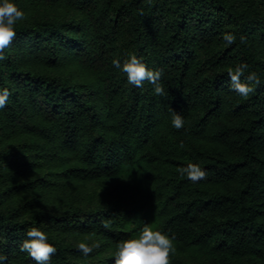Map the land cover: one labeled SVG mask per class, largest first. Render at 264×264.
Segmentation results:
<instances>
[{"label":"trees","instance_id":"obj_1","mask_svg":"<svg viewBox=\"0 0 264 264\" xmlns=\"http://www.w3.org/2000/svg\"><path fill=\"white\" fill-rule=\"evenodd\" d=\"M16 3L0 60L5 264H35L19 250L31 225L51 264H113L145 223L175 237L169 264H264V0ZM129 53L162 69L163 94L112 64ZM239 62L261 80L248 96L229 86ZM188 163L207 176L191 182ZM82 241L99 247L85 257Z\"/></svg>","mask_w":264,"mask_h":264},{"label":"clouds","instance_id":"obj_2","mask_svg":"<svg viewBox=\"0 0 264 264\" xmlns=\"http://www.w3.org/2000/svg\"><path fill=\"white\" fill-rule=\"evenodd\" d=\"M24 17L25 11L17 5L16 0H0V60L4 59V49L10 45L16 35L17 22L23 20ZM223 38L231 44L235 36L227 32L224 33ZM112 64L126 74L129 84L142 87L144 81L147 80L154 85L156 94L164 93L160 82L162 69L149 67L137 54L129 53L123 62L118 58H113ZM249 67L247 62H239L228 71L231 90L242 96H248L254 91L255 86L261 83L255 71H248L245 75ZM9 95L7 88H0V109L4 108ZM171 123L173 127L180 129L184 125L183 115L173 110ZM181 174L195 183L207 176V170L199 163H188L182 167ZM174 239L175 237L168 232L153 229L145 223L138 236L122 239L118 243L113 264H169L170 253L175 250ZM77 247L82 255L87 257L94 248L99 247V244L82 241ZM19 250L27 253L35 264H51V258L57 248L49 241L42 225H31L24 231V239L19 245ZM7 258L6 254L0 253V264H5Z\"/></svg>","mask_w":264,"mask_h":264}]
</instances>
